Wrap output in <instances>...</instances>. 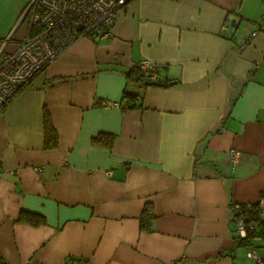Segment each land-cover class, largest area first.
<instances>
[{"label":"crops","instance_id":"obj_1","mask_svg":"<svg viewBox=\"0 0 264 264\" xmlns=\"http://www.w3.org/2000/svg\"><path fill=\"white\" fill-rule=\"evenodd\" d=\"M30 2L0 0L4 53ZM142 60L156 85L126 76ZM125 93L139 106L104 104ZM262 194L264 0H128L109 36L80 37L0 110V264H237L231 206Z\"/></svg>","mask_w":264,"mask_h":264},{"label":"built area","instance_id":"obj_2","mask_svg":"<svg viewBox=\"0 0 264 264\" xmlns=\"http://www.w3.org/2000/svg\"><path fill=\"white\" fill-rule=\"evenodd\" d=\"M127 2L128 0H31L22 16L24 18L31 11L28 20L30 31L27 36L11 53H4L6 41L1 43L0 110H4L37 74L45 70L62 51L80 37L109 36L118 14ZM33 27H38L35 33H32ZM231 32V23L226 20L221 34L228 35ZM256 34V31L252 32L250 38ZM133 67L151 80L157 77L154 65L149 60L137 62ZM104 104L121 110L128 109L127 103L110 101ZM237 158V154L231 151L230 160L236 161ZM107 174L110 175V172ZM257 204L264 216V196L258 199ZM254 228L253 223L244 219L235 223L236 234L240 238H244ZM247 257L255 264L262 263L256 246L248 248ZM62 264L85 263L72 260Z\"/></svg>","mask_w":264,"mask_h":264},{"label":"trees","instance_id":"obj_3","mask_svg":"<svg viewBox=\"0 0 264 264\" xmlns=\"http://www.w3.org/2000/svg\"><path fill=\"white\" fill-rule=\"evenodd\" d=\"M232 23V22H231ZM232 26V24H231ZM33 32L35 33L38 30V27H33ZM157 73V72H156ZM126 76L131 78L132 80L138 82L141 87H145L147 85H156L154 80L149 79L148 77L142 76L139 71L132 67L126 73ZM124 98L126 99V103L128 105V109L136 108L139 106L138 99L136 96L129 95L125 93ZM44 133H45V147L54 148L57 146V134L53 127L50 124L49 117L47 114H44ZM104 139H107V142ZM93 143L103 142L107 143L108 146L111 145L112 135L100 133L96 137L93 138ZM261 196H264L262 194ZM238 207V208H237ZM232 211V219L231 223L235 225L237 220L244 219L247 222L253 223L255 228L252 231H248L244 238H240L236 236L235 247L234 250L239 248H250L254 246V243L257 240H264V216L261 215L260 209L257 203L251 205H236L231 206ZM154 217L153 207L151 204H146L141 212L139 217V227L143 231H149L152 219ZM18 220L21 222L31 223L33 225H38L44 222V219L37 214L21 211L19 213ZM258 248V246H256Z\"/></svg>","mask_w":264,"mask_h":264},{"label":"rangeland","instance_id":"obj_4","mask_svg":"<svg viewBox=\"0 0 264 264\" xmlns=\"http://www.w3.org/2000/svg\"><path fill=\"white\" fill-rule=\"evenodd\" d=\"M257 245H258V251H259V254L262 258V263L261 264H264V240H257ZM244 254V252H243ZM242 258V256H241ZM240 258V256H238L236 258V262L237 264H255L254 262H252L248 257L246 258L245 254L243 256V260Z\"/></svg>","mask_w":264,"mask_h":264},{"label":"water","instance_id":"obj_5","mask_svg":"<svg viewBox=\"0 0 264 264\" xmlns=\"http://www.w3.org/2000/svg\"><path fill=\"white\" fill-rule=\"evenodd\" d=\"M79 28H81V26H79Z\"/></svg>","mask_w":264,"mask_h":264}]
</instances>
